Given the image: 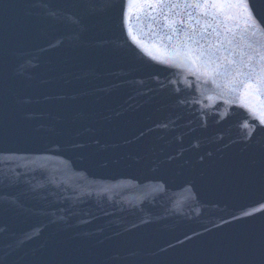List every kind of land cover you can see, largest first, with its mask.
<instances>
[{
  "label": "water",
  "instance_id": "obj_1",
  "mask_svg": "<svg viewBox=\"0 0 264 264\" xmlns=\"http://www.w3.org/2000/svg\"><path fill=\"white\" fill-rule=\"evenodd\" d=\"M0 264H264V0H0Z\"/></svg>",
  "mask_w": 264,
  "mask_h": 264
}]
</instances>
